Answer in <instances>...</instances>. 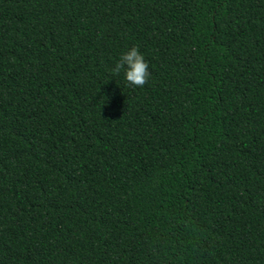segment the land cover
<instances>
[{
	"label": "trees",
	"instance_id": "16d2710c",
	"mask_svg": "<svg viewBox=\"0 0 264 264\" xmlns=\"http://www.w3.org/2000/svg\"><path fill=\"white\" fill-rule=\"evenodd\" d=\"M0 264H264V0H0Z\"/></svg>",
	"mask_w": 264,
	"mask_h": 264
},
{
	"label": "clouds",
	"instance_id": "9594fccd",
	"mask_svg": "<svg viewBox=\"0 0 264 264\" xmlns=\"http://www.w3.org/2000/svg\"><path fill=\"white\" fill-rule=\"evenodd\" d=\"M123 73L126 83L133 88L143 87L149 79L148 63L138 47H130L127 51L120 54L114 66L109 69L110 76H118ZM106 84V83H105ZM104 97L105 103L106 97Z\"/></svg>",
	"mask_w": 264,
	"mask_h": 264
}]
</instances>
